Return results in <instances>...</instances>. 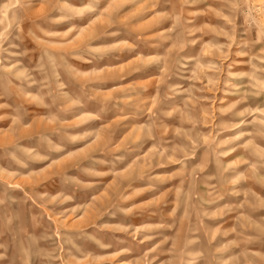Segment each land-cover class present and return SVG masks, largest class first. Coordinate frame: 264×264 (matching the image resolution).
Segmentation results:
<instances>
[{
    "label": "rangeland",
    "instance_id": "374dc122",
    "mask_svg": "<svg viewBox=\"0 0 264 264\" xmlns=\"http://www.w3.org/2000/svg\"><path fill=\"white\" fill-rule=\"evenodd\" d=\"M0 264H264V0H0Z\"/></svg>",
    "mask_w": 264,
    "mask_h": 264
}]
</instances>
